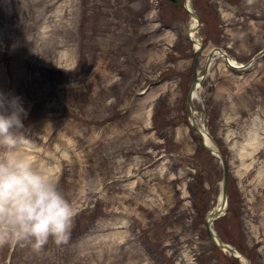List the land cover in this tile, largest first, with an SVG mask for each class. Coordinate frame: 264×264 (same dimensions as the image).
<instances>
[{
	"label": "rangeland",
	"instance_id": "obj_1",
	"mask_svg": "<svg viewBox=\"0 0 264 264\" xmlns=\"http://www.w3.org/2000/svg\"><path fill=\"white\" fill-rule=\"evenodd\" d=\"M244 1L190 0L195 53L169 0H0V92L78 209L67 243H9L0 264H245L206 233L223 168L188 114L195 71L194 116L228 167L211 226L264 264V0Z\"/></svg>",
	"mask_w": 264,
	"mask_h": 264
},
{
	"label": "clouds",
	"instance_id": "obj_2",
	"mask_svg": "<svg viewBox=\"0 0 264 264\" xmlns=\"http://www.w3.org/2000/svg\"><path fill=\"white\" fill-rule=\"evenodd\" d=\"M26 114L19 97L0 92V246L31 240L39 251L50 238L67 243L78 209L30 154Z\"/></svg>",
	"mask_w": 264,
	"mask_h": 264
},
{
	"label": "water",
	"instance_id": "obj_3",
	"mask_svg": "<svg viewBox=\"0 0 264 264\" xmlns=\"http://www.w3.org/2000/svg\"><path fill=\"white\" fill-rule=\"evenodd\" d=\"M171 3L175 4L176 5V8H180L181 5L179 4V1L180 0H170ZM198 23H199V20H198ZM264 51V50H263ZM196 53V51H195ZM214 53L211 52L210 53V56L209 57H212V54ZM195 64H197V62H195ZM208 68V64L205 66V72H206V69ZM197 80H198V76H197V73L196 71L194 72V75H193V80H192V83H191V86H190V89L187 93V97H186V103H187V107H188V113H189V116L192 117V109H193V104H192V98L194 96V90L196 89L197 87ZM202 82V77L201 79L199 80V84ZM192 125L193 127L196 129V131L200 134V136H202L201 132H200V127L196 124V122L192 120ZM207 137L208 139L210 140V142L216 147V151H213L211 147L205 145L203 143V146L206 150H209L210 152H212L213 154L217 155L219 158H220V161L222 163V167H223V178H222V186H221V194L223 196V199H224V202L226 201V197H227V192H226V188H227V179H228V174H227V171H228V167H227V164H226V161L221 153V151L219 150L218 146H217V143L215 141V139L213 138L212 135H210L207 131ZM215 218H218L220 215L218 214H215ZM212 220H208L206 219L205 220V229H206V233L209 237V239L214 243V245L221 249V250H224V248H226L228 250L229 253L231 252H238L240 255H242V257L249 262L250 264V259L248 256H246L245 254L239 252L235 247H232V246H228L227 243L223 242L222 239L219 237V235L212 229ZM215 234V235H214ZM217 238V240L215 239ZM234 257H237L236 255H233ZM238 258V257H237Z\"/></svg>",
	"mask_w": 264,
	"mask_h": 264
},
{
	"label": "bare ground",
	"instance_id": "obj_4",
	"mask_svg": "<svg viewBox=\"0 0 264 264\" xmlns=\"http://www.w3.org/2000/svg\"><path fill=\"white\" fill-rule=\"evenodd\" d=\"M246 2H247V0L244 1V3H246ZM184 3H185V7L189 10L190 19H191L189 22V25H188L187 36L189 37L190 40H192L194 48H198L201 45L200 38L197 36V28L199 25L198 16L196 15L195 10L191 6L190 0H185ZM225 58H226V60L230 66H233V67L241 66V63L236 62L234 59L230 58L229 56H226ZM197 85L199 86V83H197ZM197 88H196V90H194V96L196 95ZM191 113H192V115H191L192 117L190 119L193 120V122L195 121L198 124V126H200V132L202 134V136H200V137H201L202 142L205 145L211 147L213 151H216V147L210 142V140L207 137V133L205 131V128H202V121L198 122V120L195 118V116H194L195 109L194 108L192 109ZM226 208H227V197H226V201L224 202V199H223V196H222L221 190H220V192L216 198V202L211 206V208L207 212L206 219L213 221L215 219V216H216L215 214L222 215L225 212ZM215 239L217 240V238H215ZM228 246H231V245L228 244ZM223 251L228 252V250L226 248H224ZM230 254L236 255L241 262L248 264V261H246L242 257V255H240L237 251L231 252Z\"/></svg>",
	"mask_w": 264,
	"mask_h": 264
}]
</instances>
